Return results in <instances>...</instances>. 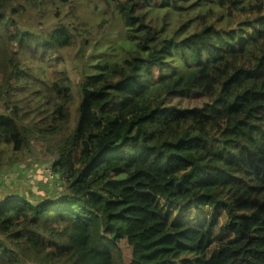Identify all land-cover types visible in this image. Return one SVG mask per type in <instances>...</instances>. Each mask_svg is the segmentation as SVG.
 <instances>
[{
	"label": "trees",
	"instance_id": "16d2710c",
	"mask_svg": "<svg viewBox=\"0 0 264 264\" xmlns=\"http://www.w3.org/2000/svg\"><path fill=\"white\" fill-rule=\"evenodd\" d=\"M46 1L0 0V170L36 134L69 190L0 202V264H264V0H117L134 51L81 78L66 136L44 58L75 34L21 28Z\"/></svg>",
	"mask_w": 264,
	"mask_h": 264
},
{
	"label": "rangeland",
	"instance_id": "374dc122",
	"mask_svg": "<svg viewBox=\"0 0 264 264\" xmlns=\"http://www.w3.org/2000/svg\"><path fill=\"white\" fill-rule=\"evenodd\" d=\"M117 0H47L43 5L33 8L25 19L22 30L37 32L46 31L58 24H68L75 34V42L68 47L52 53H48L44 58L46 74L52 78L62 77L66 74L69 77L73 92V102L70 108V121L64 128L61 136L68 135L74 128L78 119V105L81 100L79 92V82L85 74L96 71V63L99 60L126 57L133 53L134 45L124 35V23L116 9ZM181 22L174 16L172 31L177 37L183 36L180 29ZM183 54L188 63H192V50L183 47ZM206 56L204 55V60ZM24 124L27 120L23 121ZM56 137L51 139L54 142ZM38 147V148H37ZM26 150V154L23 153ZM19 153H6V166H11L16 156L28 155L32 151L38 154L45 149V142L34 134L31 138L29 147L23 148ZM145 154V153H142ZM51 158L47 163L55 160V154H49ZM41 164V160L37 163ZM46 164V163H45ZM44 164V165H45ZM30 170L34 171L35 163L29 162ZM43 165V166H44ZM155 169L162 175L167 165L160 158H156L150 153L144 164ZM32 168V169H31ZM71 173L61 181L56 177L52 183L62 184L55 188L49 195H56L61 192L66 194L69 190L68 181ZM157 185V184H156ZM47 193V192H46ZM161 187L157 186V194L160 196ZM226 235H219V239L214 242L211 248L223 244L227 240Z\"/></svg>",
	"mask_w": 264,
	"mask_h": 264
},
{
	"label": "crops",
	"instance_id": "0c3cea01",
	"mask_svg": "<svg viewBox=\"0 0 264 264\" xmlns=\"http://www.w3.org/2000/svg\"><path fill=\"white\" fill-rule=\"evenodd\" d=\"M23 153L26 154L25 149H23ZM50 153L51 152L48 151H42L38 154L37 151H32L26 156H16L15 161L11 164V166H6L4 169H1L0 202L3 203L15 198L33 199L40 197L41 199H44L48 197L49 193L55 189L53 187H59V185H62L57 182H55L54 185L52 181H49L42 176H36L41 172L42 168L47 164V162L51 160L49 157ZM39 160H41V164L37 165L36 163ZM29 162L35 163L34 171L30 170L28 165ZM32 174L35 176H30ZM11 176L24 178V180H7V178Z\"/></svg>",
	"mask_w": 264,
	"mask_h": 264
},
{
	"label": "built area",
	"instance_id": "2783aa9c",
	"mask_svg": "<svg viewBox=\"0 0 264 264\" xmlns=\"http://www.w3.org/2000/svg\"><path fill=\"white\" fill-rule=\"evenodd\" d=\"M55 162H50V163H47L43 168V175L42 177L43 178H46L48 179L49 181H53L56 177H60L61 181L63 179H65L66 177L69 176V173H61L57 170V168L55 167ZM10 180H16V181H23L24 178H20V177H14V176H11L9 177Z\"/></svg>",
	"mask_w": 264,
	"mask_h": 264
},
{
	"label": "bare ground",
	"instance_id": "6f19581e",
	"mask_svg": "<svg viewBox=\"0 0 264 264\" xmlns=\"http://www.w3.org/2000/svg\"><path fill=\"white\" fill-rule=\"evenodd\" d=\"M187 65H188V63H186V64H181V65H180V68H178L177 72H181V70L184 69Z\"/></svg>",
	"mask_w": 264,
	"mask_h": 264
},
{
	"label": "clouds",
	"instance_id": "9594fccd",
	"mask_svg": "<svg viewBox=\"0 0 264 264\" xmlns=\"http://www.w3.org/2000/svg\"><path fill=\"white\" fill-rule=\"evenodd\" d=\"M56 160H53L52 162H55ZM55 165V164H54ZM56 167V166H55ZM58 170V169H57ZM60 172V171H59ZM61 173H63V172H61ZM68 173H70V172H68Z\"/></svg>",
	"mask_w": 264,
	"mask_h": 264
},
{
	"label": "water",
	"instance_id": "95a60500",
	"mask_svg": "<svg viewBox=\"0 0 264 264\" xmlns=\"http://www.w3.org/2000/svg\"><path fill=\"white\" fill-rule=\"evenodd\" d=\"M58 157V154L57 155H55V158H57Z\"/></svg>",
	"mask_w": 264,
	"mask_h": 264
}]
</instances>
